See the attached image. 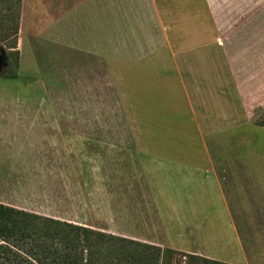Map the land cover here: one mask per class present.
Instances as JSON below:
<instances>
[{
	"label": "rangeland",
	"instance_id": "rangeland-1",
	"mask_svg": "<svg viewBox=\"0 0 264 264\" xmlns=\"http://www.w3.org/2000/svg\"><path fill=\"white\" fill-rule=\"evenodd\" d=\"M72 1L0 0V203L160 246L161 264H264V2L224 11L241 84H220L185 62L207 39L174 30L182 13L207 32L205 2L163 3L166 46L136 0Z\"/></svg>",
	"mask_w": 264,
	"mask_h": 264
},
{
	"label": "trees",
	"instance_id": "trees-1",
	"mask_svg": "<svg viewBox=\"0 0 264 264\" xmlns=\"http://www.w3.org/2000/svg\"><path fill=\"white\" fill-rule=\"evenodd\" d=\"M164 253L160 246L0 203V264H161Z\"/></svg>",
	"mask_w": 264,
	"mask_h": 264
},
{
	"label": "crops",
	"instance_id": "crops-1",
	"mask_svg": "<svg viewBox=\"0 0 264 264\" xmlns=\"http://www.w3.org/2000/svg\"><path fill=\"white\" fill-rule=\"evenodd\" d=\"M59 1V2H58ZM90 2L92 0H89ZM97 2L98 5H96V9L93 10V13L98 15H106V14H116V9L114 10L113 8L110 9V4L114 5L118 3L119 0H94ZM141 6L140 13H143L145 15V21H149L145 24L146 31L150 33V35H153V32L156 31V36H158V32L160 35V38H163L166 36V43L161 42L160 44L162 45H168L169 46V40H168V35L166 32H168V22L166 20V17H164L163 12L164 10L168 11L166 7H163L164 2H168V0H136ZM135 1V2H136ZM206 3L208 6V14L205 13V18L208 19V22H211V25H209L207 32L202 31L201 29H198V25L196 23L193 25L191 28V31L193 33V36L190 37V32L186 29L183 28L184 26V20L185 16H183L182 13L179 14L180 18H176L177 22L183 21L182 24H177L176 28L174 30H177L178 35L176 36L177 40L179 41V44L183 41L189 42L191 39L196 40L197 38L199 39H207L208 46H206L203 50L199 51H192L191 56L188 58L186 57V61L190 63V66L196 70L195 74L198 75V77L206 78L209 79L206 81V83H216L214 79H220L217 81V83L220 84H229L230 80L232 77H234V72L232 71L233 69V64L230 59H226V54H227V49H226V43L223 42L222 39V31L218 25L220 21L226 20L224 11L226 8L228 9V6H230V2L236 1L239 5H255V4H261L264 2V0H201ZM72 0H57V4L59 8L61 7V4H70L72 3ZM76 5H81L80 11H84V0H76ZM60 3V4H59ZM109 7V8H108ZM160 7V8H159ZM71 10V9H70ZM75 11V10H74ZM163 11V12H162ZM63 12V11H62ZM66 14H72V10L70 12L65 11L62 13V15ZM201 13L195 14V17L192 18L194 21H200L201 19ZM159 19V20H158ZM159 21V24H158ZM198 27V28H197ZM194 28V30H193ZM158 29V30H157ZM158 31V32H157ZM180 32V33H179ZM190 39H186V38ZM179 44L177 46H179ZM164 47V46H162ZM169 48V47H168ZM168 48H162L161 51H165V49ZM182 49V48H181ZM183 51V53H185ZM181 52H178V55H180ZM205 54V58H209V63L207 64L208 66L204 65L202 66L201 60H199L202 55ZM190 55V54H189ZM198 58V59H196ZM192 59V60H191ZM199 60V61H198ZM205 69V70H204ZM235 75V81L237 83L241 84V80L237 79ZM241 91V89H240ZM242 91H241V96H242Z\"/></svg>",
	"mask_w": 264,
	"mask_h": 264
},
{
	"label": "water",
	"instance_id": "water-1",
	"mask_svg": "<svg viewBox=\"0 0 264 264\" xmlns=\"http://www.w3.org/2000/svg\"><path fill=\"white\" fill-rule=\"evenodd\" d=\"M4 60H5V54L2 53V54L0 55V71L2 70L3 67H5V66L7 65V63H3Z\"/></svg>",
	"mask_w": 264,
	"mask_h": 264
}]
</instances>
